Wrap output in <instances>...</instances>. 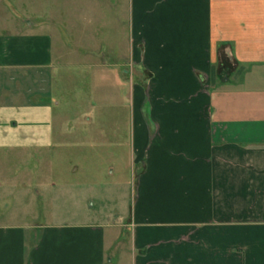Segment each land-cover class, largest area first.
Here are the masks:
<instances>
[{"label":"crops","instance_id":"1","mask_svg":"<svg viewBox=\"0 0 264 264\" xmlns=\"http://www.w3.org/2000/svg\"><path fill=\"white\" fill-rule=\"evenodd\" d=\"M110 4L123 8L126 35L90 54L88 66L127 90L133 172L106 185L111 223L89 210L67 212L81 216L70 222L24 223L23 196L15 204L25 212L8 213L29 185L17 178L19 159L34 176L40 155L50 172L52 153L62 161L86 145L53 128L52 87L61 69L82 65L63 60L77 53L54 48L62 34L41 29L44 20L0 33V264H264V0ZM119 129L93 147L116 159Z\"/></svg>","mask_w":264,"mask_h":264},{"label":"rangeland","instance_id":"2","mask_svg":"<svg viewBox=\"0 0 264 264\" xmlns=\"http://www.w3.org/2000/svg\"><path fill=\"white\" fill-rule=\"evenodd\" d=\"M110 5V0H0V33L13 32L14 27L19 24L25 27L27 22L44 20L45 24L41 25V29L53 36L62 34L63 42L55 40L54 48L77 53L65 56L64 62L80 61L82 64L59 71L65 74L52 87L57 103L53 111V128L54 131L66 130V135L62 138L67 144L86 146L66 149L61 153L62 161H58L59 153H52L50 172L44 168L40 155V161L35 158L38 167L34 176L27 174L25 160L18 158V163L14 166H19L22 171L17 178L21 181L28 177L29 185L18 189L12 203L7 201L6 204L10 202L8 213L22 214L24 207L15 202L17 196L24 197L29 209L27 217L20 218L21 222H70L79 220L77 218L81 216L67 212L82 210L102 213V222L111 223L114 219L107 209L111 192L106 185L113 180L125 182L133 172L126 148L127 126L124 123L127 121L123 119V115L127 113L124 103L127 90L120 89L126 87L122 86V82L120 87L112 86L110 78L107 81L105 72L88 66L92 58L90 54H105L101 50L121 43L126 35V31L120 27L123 24V8L114 11ZM57 74L59 76L58 72ZM225 79L226 74H223L222 80ZM107 96L112 97L114 103L109 109L106 108ZM110 128H120V132L113 137L123 144L116 148V159H112L107 148L93 147L107 143L106 130ZM21 155L17 154V157ZM58 166L60 167L57 168ZM126 187H120L119 197L126 195ZM62 193L66 194V199L61 197ZM117 196L115 193L114 197ZM89 206H92L91 209ZM3 218L19 219L15 216Z\"/></svg>","mask_w":264,"mask_h":264}]
</instances>
